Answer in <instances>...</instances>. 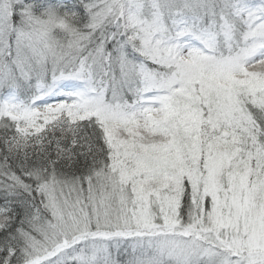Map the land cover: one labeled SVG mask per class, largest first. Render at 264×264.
<instances>
[{
	"label": "snow or ice",
	"instance_id": "snow-or-ice-1",
	"mask_svg": "<svg viewBox=\"0 0 264 264\" xmlns=\"http://www.w3.org/2000/svg\"><path fill=\"white\" fill-rule=\"evenodd\" d=\"M0 264H264V0H0Z\"/></svg>",
	"mask_w": 264,
	"mask_h": 264
}]
</instances>
